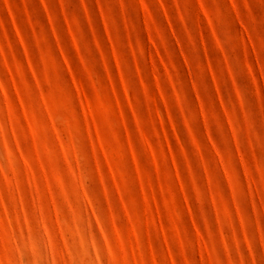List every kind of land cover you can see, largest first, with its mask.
<instances>
[{
  "label": "rangeland",
  "instance_id": "374dc122",
  "mask_svg": "<svg viewBox=\"0 0 264 264\" xmlns=\"http://www.w3.org/2000/svg\"><path fill=\"white\" fill-rule=\"evenodd\" d=\"M264 0H0V264H261Z\"/></svg>",
  "mask_w": 264,
  "mask_h": 264
},
{
  "label": "snow or ice",
  "instance_id": "6c2138e0",
  "mask_svg": "<svg viewBox=\"0 0 264 264\" xmlns=\"http://www.w3.org/2000/svg\"><path fill=\"white\" fill-rule=\"evenodd\" d=\"M261 264H264V261H262Z\"/></svg>",
  "mask_w": 264,
  "mask_h": 264
}]
</instances>
